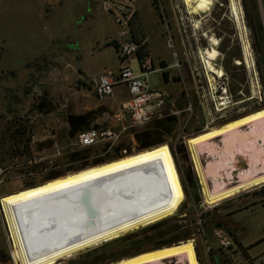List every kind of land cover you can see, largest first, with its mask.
<instances>
[{"label": "rangeland", "instance_id": "obj_1", "mask_svg": "<svg viewBox=\"0 0 264 264\" xmlns=\"http://www.w3.org/2000/svg\"><path fill=\"white\" fill-rule=\"evenodd\" d=\"M220 2L225 5L223 21L220 20L218 5L203 18L206 30L207 28L212 29L219 39L220 58L217 67L222 68L225 75L217 81V89L219 91L221 86H227V93L231 101L229 107L222 113L225 117L222 123L224 124L225 121L234 120L264 108V8L259 9L256 0H239L254 60V68L249 72L244 65L235 64L237 61H241V44L238 41L234 25L229 20L228 1ZM251 3L256 5L255 21L252 19ZM152 5L154 7L162 6L164 14L161 19L152 17ZM137 7L144 17V32L149 38V47L152 56H154V69L159 65L157 58L164 63H172L176 58L180 65V69L152 72L147 81L149 88L166 91L171 97L178 100L180 97L185 98L184 100H189L191 107L187 114H180L176 122L164 124L160 132L150 133L151 127L139 134L142 138L140 141L136 138L137 145L132 153L160 144H170L173 149L171 151H176L179 154L182 150L188 152L187 149H184L185 147L183 148L181 141L185 137L190 138L207 129L203 131L204 113L197 104V101L203 100L205 95V82L193 56L195 46L191 40L189 29H185L182 25L183 8L178 0H137ZM175 10L178 12L176 32L173 29L169 30L166 26L167 23H170L172 15H175ZM54 15L53 20H45L44 6L40 7L39 0H0V163L10 164L11 154L8 148L12 144L18 143L10 137L9 131L12 132L15 129L12 124H25L31 139L38 141L43 138L44 125L52 129L67 131L70 128L69 118L86 112L89 114L93 111H82L84 109H81L83 104L79 105L80 99L75 102L71 101L74 100L75 93L79 90L84 92L89 90L93 95L92 82L88 81L89 83L86 85L75 84V82H70L67 76L65 79L64 76L58 74L48 75V68L45 69L44 74V66L47 64L44 60L56 57L57 64L63 66L65 65L64 58H68L70 69L75 73L80 71L88 77L102 70L110 69L113 72L116 70L115 47L103 44L109 38H116L119 29L112 17L101 10L98 0H68L58 7ZM137 20L140 24L139 15ZM256 23L260 27L259 35L254 31L255 25L258 26ZM197 38H200L199 34ZM203 43L202 41L200 47H205ZM76 50L79 51L76 52ZM130 64L135 75L141 73L137 58H131ZM175 73L176 75H174ZM165 74L172 75L174 80L180 77V82L176 84L170 80L166 82ZM44 78H49L48 85H45ZM252 82L256 83L254 97L251 94L252 88H250ZM68 89H70L69 93L72 97H69L68 93H64ZM63 93L67 94L65 95L67 97H64ZM8 100L11 102L13 100L16 105L18 103L21 105L10 108L9 106L12 104H9ZM96 100L98 101L94 95L89 99L91 103L94 102L93 104H97ZM73 102H77L79 106ZM44 103L47 106L43 108ZM182 104L184 105V103ZM86 107L87 105H85ZM97 111L98 109L94 111L95 115L92 116V120L96 117ZM90 151L94 152V150L87 152ZM116 156L117 153L112 151L86 163V165L90 167L122 157ZM183 160L184 158L180 157L179 162L185 163ZM241 166L244 167L243 164ZM183 169H186L185 172L189 170L187 163L183 165ZM64 174L66 173L58 176ZM11 176L5 186H0V193L7 194L25 187H32L27 184L18 185L17 176ZM58 176H53V178ZM185 188V201L177 214L171 218L129 232L117 240L79 252L72 259L58 263L109 264L113 262V258L108 255L97 260H94V257L100 255L101 250L111 244L124 245L120 253L125 258L157 249L158 245L164 247L165 242L182 236L184 232L188 231V239L194 241L199 264H234V260L227 257L229 253L226 255L225 252V256H221L220 239L227 237L220 228L222 227L221 223L226 225L227 230H235L242 245L264 233V208L249 205L234 212L236 208L249 203L250 199L244 197L254 190L235 196L219 203L220 205H215V207H209L202 201L200 186L194 178L192 185L185 184ZM263 196L264 188L257 189L256 197ZM232 200L239 202L233 203ZM224 213L226 215L223 220ZM176 225L181 227L177 229ZM230 241H234V238H230ZM258 252H262L258 255L264 253V243L257 247V250H253L250 256L253 258L252 255ZM254 259H251L247 264H256ZM0 264H10L1 226ZM172 264L175 263L172 262Z\"/></svg>", "mask_w": 264, "mask_h": 264}, {"label": "bare ground", "instance_id": "obj_2", "mask_svg": "<svg viewBox=\"0 0 264 264\" xmlns=\"http://www.w3.org/2000/svg\"><path fill=\"white\" fill-rule=\"evenodd\" d=\"M178 1L183 8L182 25L189 29L191 40L197 45L193 56L206 84V97L209 96L210 104L215 103L209 110L214 120L229 106L226 101L217 103L213 96L217 81L225 74L217 67L219 39L212 30H206L203 16L221 0ZM227 1L229 20L241 44V61L235 64L244 65L250 72L254 60L242 9L239 0ZM201 40L207 41L205 47L198 45ZM255 85L252 82L250 87L253 97ZM185 143L206 206L215 207L264 184V108L221 125L212 124ZM84 196H91L99 208L100 218L92 227L84 226L78 212ZM2 197L14 264H57L72 259L79 252L171 218L185 201L173 154L166 144L68 172ZM164 262L199 264L194 241L188 239L109 264Z\"/></svg>", "mask_w": 264, "mask_h": 264}, {"label": "built area", "instance_id": "obj_3", "mask_svg": "<svg viewBox=\"0 0 264 264\" xmlns=\"http://www.w3.org/2000/svg\"><path fill=\"white\" fill-rule=\"evenodd\" d=\"M98 1L101 10L110 15L120 28L121 37L127 39L118 47V64L115 72L109 71L91 78L92 92L98 100L106 102L113 97L116 88L123 87L125 98L113 104L104 103L103 109L88 127L78 128L72 136H70V128L62 131L44 125L42 140L34 141L27 131L26 136L30 138L29 141L18 142L8 148L11 154L10 164L0 163V186H5L6 182L10 181L11 175L17 176L18 185L35 186L47 181L50 175L58 176L83 168L87 166L86 163L109 152H116L117 156L127 155L135 150L136 138L143 131L156 123H171L172 118L177 119L180 114H187L190 111L189 100H185V106L177 108L176 98L171 97L166 91L151 90L148 86V76L153 72V67L150 58L146 55V38L138 31L137 0ZM256 4L259 9L264 8V0H256ZM139 54H141L140 58ZM134 57L137 58L141 69L138 75L133 73L130 64L131 58ZM206 95L208 92L205 91L203 100L197 101L204 113L203 131L212 124L221 125L225 118L222 113H218L212 120L209 110L211 104L215 107V103L210 104L209 96ZM213 96L219 104L226 101L229 105L231 102L227 86H221L219 91L216 88ZM185 138L181 143L183 148L187 149ZM166 145L173 150L170 144ZM88 150L94 152H87ZM202 161L204 162L205 159L203 158ZM242 164L243 162L240 165ZM190 172L195 182L199 184L192 162ZM263 188L264 184L258 187V189ZM2 198L0 196V224L7 247L8 261L14 264L11 253L13 244L1 204ZM220 240L223 251L227 252L232 248V242L228 237ZM164 264L172 263L164 262Z\"/></svg>", "mask_w": 264, "mask_h": 264}, {"label": "crops", "instance_id": "obj_4", "mask_svg": "<svg viewBox=\"0 0 264 264\" xmlns=\"http://www.w3.org/2000/svg\"><path fill=\"white\" fill-rule=\"evenodd\" d=\"M66 1H68V0H39L40 7L44 6V19L45 20H53V18L55 17L54 14H55L56 10L58 9V7L62 6ZM151 4H152V1H151ZM152 8H153L152 9L153 10L152 17L154 19H161V16L164 14L163 10H162V6L159 5L158 7H154L152 5ZM175 9H177V8H175ZM177 13L178 12L176 11L175 15L174 16L172 15L170 23H167V25H166L169 30L173 29L175 32L177 31V27H178ZM138 15L140 17V24H138V31L141 32L142 35L146 38V55H148V57L150 58V61L152 63V67H153V72L154 71H161V72L163 71V72H165V71H169L170 69H173V68L174 69H176V68L180 69L179 62H177L175 57H174L175 60L172 63H166L165 62L167 64L166 68H162L161 64L164 63V62H162V60H160L159 58H157V59L155 58L157 60V62L159 63V65H158V67L156 69H154V66H155L154 59H153L154 56H152L151 49L149 47V38L146 35V33L144 32L145 31V26H144L145 23H144V20H143L144 17H143V14L138 10V7H137V16ZM171 25H172V28H171ZM118 29H119V33L117 34V37H116L117 39L116 38H109V39H107V42H105L103 44L105 46L113 45V44L117 45V49L115 48L116 54H117V64H118V47L120 46V44L123 41H125L127 39L126 37H121V34H120L121 30H120L119 27H118ZM78 51L79 50H76V52H78ZM51 58L52 57L44 60L47 63L46 66H44V74H45V71H46L45 69L48 68L49 69L48 72H47L48 75H50V74H58V75L64 76L65 79H67V77H68V80H70V82H75V84H79L80 83L81 85H86L87 83H89L88 81H91V78H94V77H96L99 74H104L106 72L112 71L110 69L109 70L106 69V70L100 71L99 73H97L95 75H92V76L88 77V76L84 75L83 73H81L80 71L75 73L72 69H70L68 58H64L65 59L64 60L65 65H63V66H61L60 64H57L56 57H53L52 59ZM54 58H55V61H54ZM116 67H117V65H116ZM174 75H176V73ZM171 76L172 75L169 76V79L171 78ZM48 81H49V78L48 79L44 78L45 85H48V83H49ZM87 89H89V88H87ZM69 90L70 89H68L64 93H68V96L72 97L71 93H69L70 92ZM64 93L62 95L64 97H67V96H65L67 94H64ZM91 97H93V95L91 94V92H89V90H86V92L79 90V91H77L75 93L74 100H71V101L75 102V100L80 99L81 102L79 103V105L83 104V105H81V109H84L82 111H85V112L89 111V110L95 111L96 109H98V113H97V115H98L100 113V111L103 109L102 106H103L104 103H107V104L117 103L118 101H120V99L125 98V92H124V88L123 87L116 88L115 89V93H114L112 98L108 99L106 102H102L100 100H98V101L96 100L97 104L96 103L93 104L94 102L91 103L89 101V99ZM8 102H10L9 104H12L10 106L8 105L10 108L13 107V106L17 107L18 105H21L19 103H18V105H16V103L13 102V100H12V102L10 100H8ZM49 102H51V101L49 100ZM74 104L78 105L77 102L74 103ZM85 105H87L86 108H85ZM8 106H6V107L9 109ZM42 107L44 108V106H42ZM228 121H231V120H228ZM228 121H225L224 123H226ZM4 194H6V193H2L1 192L0 196H2ZM244 198L245 199H250L249 203L246 204L245 206H241V207L236 208L234 212H236L238 210H241L242 208L247 207L249 205L250 206H261L262 208H264V196L257 198L256 197V190H254V192H251L250 194H248V196H246ZM252 198H254V199H252ZM232 201H233V203L239 202L238 200H232ZM234 212H232V213H234ZM225 215H226V213L223 214V220H224ZM221 226L222 227H220V228L222 229L223 233L226 234L229 239L230 238H234V241H232L233 242L232 243V248L228 252L229 255H230V259L231 260H234V262H236L238 264H247V262H250L251 259L255 258L254 260H256V264H264V253L260 254V255H258V254L262 253V252L254 253L252 255L253 258L250 256V254H251V252L253 250H257V247H260L264 243V233H262L258 237H255V239H252L250 242H247L245 245H242V243L240 242L238 236L235 234V230L234 229H231V231L227 230L226 229L227 227H226V225H224L223 222L221 223ZM233 244H234V246H233Z\"/></svg>", "mask_w": 264, "mask_h": 264}, {"label": "trees", "instance_id": "obj_5", "mask_svg": "<svg viewBox=\"0 0 264 264\" xmlns=\"http://www.w3.org/2000/svg\"><path fill=\"white\" fill-rule=\"evenodd\" d=\"M250 8H251V11H252L251 14L253 15V18L252 19L254 20L256 18V12H255L256 5H254V3H251L250 4ZM257 25L258 26L255 25L256 29L254 31H255V33L257 35H259V33H260V27H259V24H257ZM113 45L117 49V45L116 44H113ZM138 57L140 58L141 57V54H139ZM164 124H166V123L165 122H160V123L154 124L152 126V128H151L152 131L150 133L153 134V133L160 132V130L163 129V127H164L163 125ZM16 125H17V127H16ZM12 127L15 128V129L13 128L14 130H12V132L9 131L10 132V137L12 139H14L16 142H27V141H29L30 138L26 136L28 130H27V126L25 124H23V123L15 124L14 123V124H12ZM137 138L140 141V139L142 137L139 135V136H137ZM179 150H182V149H179ZM80 169L81 168H78V169H76L74 171H77V170H80ZM58 177H60V176H58ZM58 177H54L53 178V176H49L47 179L48 180H52V179H55V178H58ZM180 227L181 226H177V225L175 226V228H177V229H179ZM169 231H170V229H169ZM188 236H189V233L187 231V232H184L182 236H178V237L174 238L173 240H169V241L165 242L164 244H165V246H170L171 244H176L178 242L188 240ZM123 247H124V245H122V244H115V243L114 244H111V245H109L107 247H104L103 250H101L100 255H97V256L94 257V260L101 259L104 256L108 255L109 257L113 258L112 259L113 262L114 261H117V260L123 258V256H124V255H121V253H120L121 252V248H123ZM161 247H163V246H161V245L156 246V248H161Z\"/></svg>", "mask_w": 264, "mask_h": 264}, {"label": "flooded vegetation", "instance_id": "obj_6", "mask_svg": "<svg viewBox=\"0 0 264 264\" xmlns=\"http://www.w3.org/2000/svg\"><path fill=\"white\" fill-rule=\"evenodd\" d=\"M222 1V0H221ZM218 5V11H219V16H220V20L221 21H223V18L225 17V10H224V7H225V5L222 3V2H220L219 4H217ZM208 30H212V29H208L207 28V31ZM213 31V30H212ZM202 41L204 42L203 43V45H206L207 44V41H205V40H201L200 42L202 43ZM200 43V44H201ZM200 44H198L199 46H200ZM193 45L195 46V43L193 42ZM197 46V45H196ZM195 46V47H196ZM194 47V48H195ZM161 66H162V68H166L167 67V64L166 63H162L161 64ZM164 77H165V79H166V82H169V80L171 81V82H173V83H179L180 82V77H178L177 79H173L172 77L169 79V75L168 74H165L164 75ZM180 100H178L177 98L175 99V106L177 107V108H181V107H183V106H185L186 105V101L184 100V98H182V97H180L179 98ZM44 101H45V99H44ZM182 103H184V105L182 104ZM44 107H46L47 106V104H45L44 103V105H43ZM87 113V112H86ZM86 113H83V114H80V115H78V116H76V117H80V116H83V115H90V117L91 116H94L95 115V112L94 111H92V112H89V114H86ZM97 113H98V111H97ZM96 113V114H97ZM71 120L73 121V123L75 124V125H77L76 124V120L72 117L71 118ZM170 121H172V122H176V119L175 118H172V120H170ZM78 126V125H77ZM172 153H173V158H174V161H175V165H176V169H177V172H178V174H179V177H180V180H181V184H182V186H183V190L185 191L184 193H185V195H186V188H185V184L188 186H190V185H192V180H193V177L190 175V166H191V159H190V157H189V153L186 151V150H182V152H180L181 154H179L178 152H176V151H172ZM180 157H182V158H184V162L185 163H187V169L189 168V170H187L188 171V173H187V171L185 172L184 170H186V169H183V165L185 164V163H183L182 161H181V163L179 162V160H180ZM191 176V178H190V176ZM194 182V181H193ZM195 184V183H194ZM231 250V248H229L228 250H227V252H226V255L228 254V252ZM225 251H223L222 250V255L221 256H225ZM228 256L230 257V255L228 254ZM226 261V260H225ZM236 263V262H235Z\"/></svg>", "mask_w": 264, "mask_h": 264}, {"label": "water", "instance_id": "obj_7", "mask_svg": "<svg viewBox=\"0 0 264 264\" xmlns=\"http://www.w3.org/2000/svg\"><path fill=\"white\" fill-rule=\"evenodd\" d=\"M76 120V124L75 125L73 123V121L71 120V118L68 119V124L70 126V136H72V134L79 128H86L88 127V125L90 124V122L92 121L93 117L90 115H83L80 117H73ZM91 196H84V198H82V202H81V207L80 210H78V212L80 213V217L83 219V221L85 222L84 226H89L92 227L95 220L98 221V219L100 218L99 215V208L98 205H96L94 203V200L91 199ZM105 201V200H103ZM98 218V219H97ZM68 228H72V226H66Z\"/></svg>", "mask_w": 264, "mask_h": 264}]
</instances>
